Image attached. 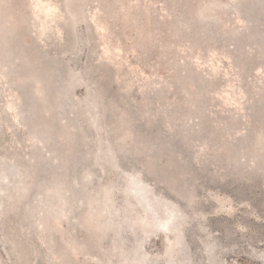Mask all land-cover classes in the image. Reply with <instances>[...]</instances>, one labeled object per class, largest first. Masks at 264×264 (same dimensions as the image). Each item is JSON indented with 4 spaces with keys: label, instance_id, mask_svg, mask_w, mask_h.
I'll return each mask as SVG.
<instances>
[{
    "label": "rangeland",
    "instance_id": "374dc122",
    "mask_svg": "<svg viewBox=\"0 0 264 264\" xmlns=\"http://www.w3.org/2000/svg\"><path fill=\"white\" fill-rule=\"evenodd\" d=\"M33 248L264 264V0H0V264Z\"/></svg>",
    "mask_w": 264,
    "mask_h": 264
},
{
    "label": "trees",
    "instance_id": "16d2710c",
    "mask_svg": "<svg viewBox=\"0 0 264 264\" xmlns=\"http://www.w3.org/2000/svg\"><path fill=\"white\" fill-rule=\"evenodd\" d=\"M37 249V248H36ZM32 256L34 257L33 261L31 262V264H35L36 261H42L44 260V258L41 257V255L38 254V252L33 248V250L31 251ZM45 261V260H44ZM46 262V261H45Z\"/></svg>",
    "mask_w": 264,
    "mask_h": 264
},
{
    "label": "bare ground",
    "instance_id": "6f19581e",
    "mask_svg": "<svg viewBox=\"0 0 264 264\" xmlns=\"http://www.w3.org/2000/svg\"><path fill=\"white\" fill-rule=\"evenodd\" d=\"M141 186H142V185H141ZM139 189H141V188H139ZM142 191H143V190H142ZM142 193H143V192H142ZM158 198H159V197H158ZM169 215H170V214H169ZM163 223L166 224V221H164Z\"/></svg>",
    "mask_w": 264,
    "mask_h": 264
}]
</instances>
